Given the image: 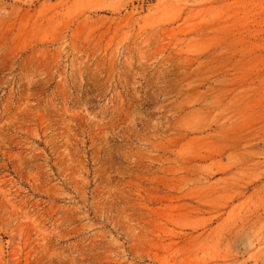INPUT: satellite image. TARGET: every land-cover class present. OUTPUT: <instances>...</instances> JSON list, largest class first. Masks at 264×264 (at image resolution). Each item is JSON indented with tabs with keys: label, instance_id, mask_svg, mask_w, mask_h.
<instances>
[{
	"label": "rangeland",
	"instance_id": "rangeland-1",
	"mask_svg": "<svg viewBox=\"0 0 264 264\" xmlns=\"http://www.w3.org/2000/svg\"><path fill=\"white\" fill-rule=\"evenodd\" d=\"M0 264H264V0H0Z\"/></svg>",
	"mask_w": 264,
	"mask_h": 264
}]
</instances>
